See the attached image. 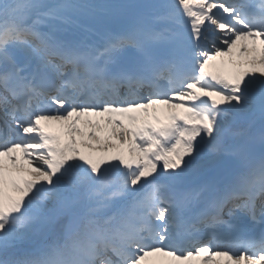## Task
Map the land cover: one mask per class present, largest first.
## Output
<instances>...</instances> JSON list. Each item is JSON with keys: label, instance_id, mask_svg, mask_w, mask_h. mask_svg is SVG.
Masks as SVG:
<instances>
[{"label": "snow or ice", "instance_id": "6c2138e0", "mask_svg": "<svg viewBox=\"0 0 264 264\" xmlns=\"http://www.w3.org/2000/svg\"><path fill=\"white\" fill-rule=\"evenodd\" d=\"M0 264H264V0H0Z\"/></svg>", "mask_w": 264, "mask_h": 264}]
</instances>
